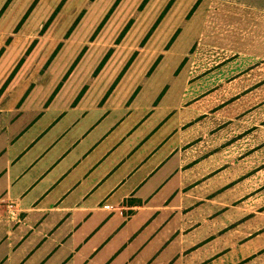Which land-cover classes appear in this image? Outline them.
<instances>
[{
  "label": "rangeland",
  "instance_id": "374dc122",
  "mask_svg": "<svg viewBox=\"0 0 264 264\" xmlns=\"http://www.w3.org/2000/svg\"><path fill=\"white\" fill-rule=\"evenodd\" d=\"M180 1L169 13L175 0H0V55L10 41L4 31L24 22L0 110V194L18 202L35 184L23 203L36 200L50 179L81 159L75 175L101 165L92 179L118 165L99 191L117 189L118 197L148 167L114 186L126 165L140 164L153 149L158 159L180 136L181 184L176 175L151 202L169 196V222L139 211L115 236L122 222L106 211L31 215L25 240L39 244L37 263L61 264L78 249L67 264H83L105 233L111 239L100 256L124 245L152 256L163 247L172 256L180 243L199 247L197 257L214 251V262L231 252L237 264H264V13L237 5L245 12L208 14L210 0H197L183 15L188 0ZM200 2L207 3L192 15ZM205 18L217 23L209 28ZM81 191L64 203L56 191L43 203L70 206ZM89 197L94 204L100 195ZM49 223L58 226L50 237L36 233ZM93 227L102 231L89 239L84 234ZM169 234L182 240L166 245Z\"/></svg>",
  "mask_w": 264,
  "mask_h": 264
},
{
  "label": "crops",
  "instance_id": "0c3cea01",
  "mask_svg": "<svg viewBox=\"0 0 264 264\" xmlns=\"http://www.w3.org/2000/svg\"><path fill=\"white\" fill-rule=\"evenodd\" d=\"M180 0H175L173 5L171 6V9L169 10V13H172L175 8H178L180 6ZM196 2L197 0H188L184 8L179 9L182 11L181 13L184 15L188 9L191 7V5ZM205 3L207 2H200L197 8L194 10L192 15H195L197 10L200 8L203 9L205 6ZM240 6L243 7L246 5L250 6V8L253 9L255 12H263L264 13V0H210V4L207 3V7H210L206 11L209 13H218V12H224L227 11V8L232 9L229 13H232L234 8ZM240 7H237V13L245 12L243 9H239ZM4 10V9H3ZM190 16L191 18L193 16ZM189 18V17H188ZM19 25H16V28L11 31H4L6 33V36L10 40L9 43L6 46V50L3 51V53L0 55V67L2 64L7 60L8 57V64L4 66L3 68H0V110L4 109L2 106L4 105L5 100L7 99L5 95V91L8 89L10 81H8L7 85L5 82V79H8L13 71L14 63L17 60L18 54V45L19 44V37L20 34L23 33L22 27L23 23L18 22ZM17 23V24H18ZM21 23V25H20ZM204 25L210 26L209 28H212V24H216V21H206V18L204 19ZM217 28V27H216ZM11 31V32H10ZM11 51H13L11 53ZM15 68V66H14ZM13 69V70H12ZM18 71V70H17ZM12 72V73H11ZM20 73V72H17ZM16 74L13 75V77ZM13 77L11 79H13ZM4 82V83H3ZM3 83V84H2ZM2 84V85H1ZM11 85V84H10ZM15 103L20 104L19 101H15ZM75 107V106H72ZM0 113H3L0 111ZM179 128V125H178ZM130 134V133H129ZM179 136V135H178ZM147 140V138H146ZM180 144V136L179 140L177 142V147ZM177 147L174 149L172 148L170 151L165 152L161 157L158 159L155 158V153L157 149H153L147 153V155L142 158V162L140 164H134V165H126L123 169V173L121 178L114 184L116 185H123L131 176H133L136 172H138L139 168L143 167V165H148L147 168H143V173L141 176L133 181L130 184V187L123 192L120 196L117 197L115 194V190L109 189L106 193H102L99 191H102L104 189V179L113 173L116 172L117 164L111 165L110 168L107 170L105 175H102L101 178H91V173L94 170H97L100 168L99 162L93 165V163L88 164L87 166H84L85 171L75 175L74 171L76 170V166L81 162V159H79L77 162L71 164V168L65 170L64 172H61L62 175H57L55 178L50 179L49 182L44 186L42 190L39 191L37 195H40L36 200H32L29 203H23V197L27 194V192L33 188V185H31L28 189L25 188V192L19 196L18 202L12 197H10L7 194H0V264H46V261H42L41 263H37L35 260V257L33 258L35 252L38 250L39 244H36L32 246L31 243L28 244V242L25 240V231L24 227H31V225L26 224L28 220H30L31 215H36L37 217H43L48 216L45 213L50 212H62L66 211L67 214L70 215L71 212L76 213H86L89 212V214H92L94 211H102V212H109L110 217H118L120 221L122 222L119 227L114 230L112 235H117L119 231L127 225L132 218L135 217L136 213L139 211H150L152 218H155L156 215H159L161 217V221L165 220V223L168 221L169 214V196L166 198L164 197L161 200V204L152 206L151 202H153V197H155L162 188L173 178L178 174V169L180 168V158L178 155ZM130 155V154H129ZM176 157L177 161L174 164L173 168L167 173L164 178L158 183L156 181V185L153 183L150 184V181L154 179L156 174L159 173L160 169L166 164L168 160H170L172 157ZM155 159L154 162L152 160ZM95 163V162H94ZM122 163L123 161L119 162L118 171H121L122 169ZM114 164V163H112ZM91 165H93L91 167ZM48 172V171H47ZM44 172L38 179L37 182L41 181L42 179H46V173ZM64 173V174H63ZM3 173L0 174V177ZM71 174H73V177H71ZM61 176V177H59ZM91 178V181L87 184L85 182ZM72 180V181H71ZM71 181V182H70ZM123 181V182H121ZM36 182V183H37ZM66 182V183H65ZM65 185L63 186V184ZM85 184V185H84ZM90 184L89 188L87 186ZM178 187L180 186V179L178 176L177 180ZM85 186V187H84ZM119 186V187H120ZM84 187V188H83ZM118 187V188H119ZM59 188H61L60 192ZM108 189V188H106ZM105 189V190H106ZM176 189V188H175ZM174 189V190H175ZM77 190H82L80 192V195L76 198V200L73 202L70 206H62L55 204H44V200H46L47 197H49L51 194L57 191V194H54L56 199L60 198L59 202L64 203L67 196L74 197ZM7 191V190H6ZM141 192H144V195H141ZM95 193H98L100 195L99 198H97V202L94 204H88L89 199L91 198ZM117 197V199H115ZM74 199V198H73ZM107 199L113 200V202H106ZM52 200V198L50 199ZM43 203V204H42ZM154 213V215H153ZM37 220V219H36ZM169 222V221H168ZM39 223V222H38ZM164 223V224H165ZM164 224L161 226V229H163ZM58 226H55L54 224H47L44 231H40L39 229L32 228L31 230L34 231L36 229V233L41 234L44 238H48L53 234V231ZM101 227L98 228H91L89 230H86L84 235H88V238L90 239L91 236L96 235L97 233L100 234ZM172 232V231H171ZM177 232V231H174ZM183 232V231H182ZM183 234H178L176 236H172L169 234V240L167 241L166 245L171 243V240L174 237H177L175 241H180L182 238L180 237ZM104 239L101 245L93 244L90 248V252L88 254L87 260L83 264H237L233 262V255H231V252L226 255L225 258L220 257L221 263L214 262V257L212 254L215 252L205 251L207 253L206 255H203L200 253V257L195 256V251L200 248L196 247L194 244H190L188 247L182 246V244L178 243L179 251L175 252L171 255H164V248L155 249L157 250L155 252L156 255L152 256V252L144 251L146 249L144 248H135L130 249L129 246L124 245L123 247H120L118 249H115L113 253H102L100 256V253L106 249V243L108 242L111 237H106L105 233H102L99 238ZM106 239V240H105ZM177 244V242L175 243ZM58 248V247H55ZM75 248V247H74ZM50 249V248H49ZM55 250V249H54ZM54 250H50L48 254V258L52 256L54 253ZM154 250V251H155ZM78 249H75L74 252L71 253V256L67 257L64 262L61 264H67V261L73 257L75 253H77ZM163 251V252H162ZM131 254L130 256L125 255L122 256V254ZM142 254V256H138V254ZM104 254V255H103ZM159 254L163 257L164 261H159ZM192 257L193 262H186L185 259L188 257ZM178 260V261H177ZM48 264V263H47Z\"/></svg>",
  "mask_w": 264,
  "mask_h": 264
}]
</instances>
